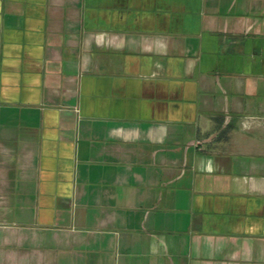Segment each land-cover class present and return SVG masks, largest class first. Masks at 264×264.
Segmentation results:
<instances>
[{
	"label": "crops",
	"instance_id": "obj_1",
	"mask_svg": "<svg viewBox=\"0 0 264 264\" xmlns=\"http://www.w3.org/2000/svg\"><path fill=\"white\" fill-rule=\"evenodd\" d=\"M0 264H264V0H0Z\"/></svg>",
	"mask_w": 264,
	"mask_h": 264
}]
</instances>
